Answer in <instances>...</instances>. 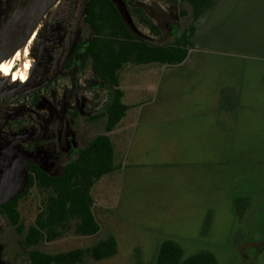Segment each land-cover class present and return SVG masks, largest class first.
I'll use <instances>...</instances> for the list:
<instances>
[{"label": "rangeland", "instance_id": "1", "mask_svg": "<svg viewBox=\"0 0 264 264\" xmlns=\"http://www.w3.org/2000/svg\"><path fill=\"white\" fill-rule=\"evenodd\" d=\"M74 2L73 25L85 0H63L62 7L44 17L30 46L39 63L31 80L13 83L2 69L0 90L21 86L28 91L52 79L66 55L63 37L50 39L48 34L56 30L57 17L72 14ZM17 3L11 0L7 9L0 0V27ZM134 7L149 13L161 36L140 23ZM123 10L140 35L155 44L173 41L177 24L183 29L192 22V10L180 0L176 5L172 0H133ZM196 26L182 64H129L121 73L129 108L109 133L114 170L92 189L101 230L91 236L69 231L27 246V229L45 196L34 188L19 203L22 226L0 221V264H31L33 248L47 253L88 250L109 236L118 242L115 255L101 261L86 257L81 264H156L160 244L168 238L178 241L186 256L206 249L220 264H264V0H217ZM94 93L83 94L84 125L72 126L78 149L105 133L104 94L98 100ZM30 105L22 95L0 99L3 112ZM41 113L51 117L48 111ZM26 125L27 131L41 130ZM51 146L43 164L56 174L68 157L57 142ZM28 153L42 162L41 156ZM239 197L249 202L243 214L235 209Z\"/></svg>", "mask_w": 264, "mask_h": 264}, {"label": "trees", "instance_id": "2", "mask_svg": "<svg viewBox=\"0 0 264 264\" xmlns=\"http://www.w3.org/2000/svg\"><path fill=\"white\" fill-rule=\"evenodd\" d=\"M172 1L174 5L179 3V0ZM180 1L192 10L191 24L183 29L177 24L173 41L155 44L140 35L138 27L114 0H92L83 24L69 47L63 71L50 83L22 95L27 100L32 98L38 109H46L49 102L58 105L57 101L64 97L67 89L68 107L78 108L83 94L90 90L95 92V99L98 100L104 94L102 117L106 118L105 133L95 136L81 149L74 142H57L58 149H64L68 161L56 174H52L43 164L47 148L50 149L55 142L23 144L26 150L41 156L42 162L30 163L26 187L9 201L0 203V221L5 219L11 226L19 227L20 200L34 188L44 192L34 222L25 235L27 246L35 247L43 241L55 240L69 231L91 236L101 230L93 210L92 189L97 181L114 170V143L109 133L122 121L129 108L123 101L124 92L120 84L122 71L129 64H182L192 48L191 38L196 32V22L217 0ZM62 3L63 0L59 7H62ZM133 12L152 33L162 35V30L148 12L140 7H134ZM181 13L187 15L185 11ZM59 21V27L66 29L63 42L67 45L74 27L72 14L57 17L55 22ZM20 124H25L21 111L11 114L0 112V130ZM17 150L13 142H5L4 146H0V177L16 157ZM234 204L238 214H243L249 202L239 197ZM117 249L116 237L109 236L88 250L78 248L47 253L33 248L29 251V260L31 264H81L86 257L94 261L107 259L115 255ZM156 264H220V261L213 251L206 249L186 256L184 247L175 239L168 238L160 244Z\"/></svg>", "mask_w": 264, "mask_h": 264}, {"label": "flooded vegetation", "instance_id": "3", "mask_svg": "<svg viewBox=\"0 0 264 264\" xmlns=\"http://www.w3.org/2000/svg\"><path fill=\"white\" fill-rule=\"evenodd\" d=\"M10 1L11 0H2V2L4 3V6H2V7L8 9L10 6V4H9ZM87 1L88 0H85L80 11L82 10V8L84 7V5L86 4ZM119 1L122 3L123 6L124 5L126 6L127 4L128 5L132 4L133 0H124L125 4H124L123 0H119ZM18 2H19V0H18ZM88 7H89V5H88ZM77 9H78L77 2H74V7H73V11H72V17L73 18L75 16V12ZM80 11L78 12V14L76 16V21H77V18H78ZM68 13H70V12H68ZM84 17H83L81 24L79 25L78 28H76V21H75L73 30L71 32V36L69 38V43L67 45H65L63 42V44H64L63 53L66 55V57L63 60V64L60 66V69H58V71H56L51 76L52 79L47 83H50L58 74H60L63 71V67L67 61V56L69 54V47L72 43V40L74 38H76L78 30L81 27V25L83 24ZM55 21H56V19L54 20V23L52 26H54V29H56V30L52 33L50 31L48 36L50 37V39L63 37V41H64V33H65L66 29H65V27H59L58 24L60 23V21L57 23ZM50 30H51V28H50ZM169 30H170V28H169ZM64 54H62V56ZM35 65H39V63L36 61ZM32 77H33V74H32V76H30V78L28 76V78H29L28 82L31 80ZM13 83H17V82H13ZM47 83H45V84H47ZM44 85H41L40 87H37V88L28 89V91H27V89H24L25 91H23L21 89V86L20 87L15 86L13 88L18 89L17 95L19 96V95H24V94H29L31 92H34L35 90L43 87ZM21 91H23L22 94H20ZM65 92H67L69 95V92L67 89L65 90ZM68 95L66 96V98L63 97V98H61L60 101H57L58 105L54 106L53 105L54 102H49V107L46 109L45 108L44 109H38L37 107H35L34 106L35 104L32 102V98H31V99H28V100H30V103H31L29 108H27L25 106H20L18 109L14 110L12 112H10V111L6 112L8 114H11V113H17V112L21 111V116L24 118L25 124H22V125L20 124L17 127L16 126H14V127L9 126L7 128L8 130H5V129L0 130V136H1L0 146H4L5 142H13V144L18 147L16 157L11 161L10 165L7 166L6 169L4 170V173H2V175L0 177V181L2 180V177L6 173V171L12 166L13 161L19 156L20 151H24L27 153L29 152L25 148H21V146L23 147V144L26 142H74L75 146H77L75 143V142H77V140L75 139V134L72 131L73 130L72 126H73V123L77 124V125H84L83 124L84 123L83 122V120H84V112H83L84 111L83 110L84 109V102L81 103L80 104L81 106L78 108L68 107V101H67ZM11 97H13V96H11ZM11 97H4V98H0V99L11 98ZM94 97H96V96L94 95ZM83 98H84V96H83ZM82 101H84V100H82ZM64 103H65V105H64ZM96 105L98 106L99 104H96ZM43 111H48L49 113H51V117L48 120L43 117V115L41 113ZM65 111H67L66 113H68L71 118H69V116L65 114ZM0 112H3V111L0 110ZM29 123L30 124L32 123L33 125H36V126H40L41 127L40 132L37 133V132L30 130V129H28V131H27L26 126H28V125H26V124H29ZM29 165H30V163H29ZM28 166H27V168H28ZM27 168H26V173H27Z\"/></svg>", "mask_w": 264, "mask_h": 264}, {"label": "water", "instance_id": "4", "mask_svg": "<svg viewBox=\"0 0 264 264\" xmlns=\"http://www.w3.org/2000/svg\"><path fill=\"white\" fill-rule=\"evenodd\" d=\"M90 1L88 0L80 11L76 21V28L81 24ZM114 1L123 9V5L119 0ZM60 2L61 0H41L37 6L21 12L25 0H19L15 9L0 27V62L7 59L24 44L46 14ZM32 74L33 70L31 71V76ZM17 91V88L0 90V98L15 96L18 94ZM31 162H40V158L20 151L19 156L13 161L12 166L2 177L0 183V203L9 201L25 188L27 184L26 168Z\"/></svg>", "mask_w": 264, "mask_h": 264}, {"label": "bare ground", "instance_id": "5", "mask_svg": "<svg viewBox=\"0 0 264 264\" xmlns=\"http://www.w3.org/2000/svg\"><path fill=\"white\" fill-rule=\"evenodd\" d=\"M41 0H25L24 6L21 8V12L37 6ZM43 20L37 26L33 34L29 39L22 44L12 55L7 59L0 62V70L4 69L10 73V79L12 82L28 81L31 76V71L35 67L36 60L32 54H30V46L34 41ZM29 76V78H28Z\"/></svg>", "mask_w": 264, "mask_h": 264}]
</instances>
